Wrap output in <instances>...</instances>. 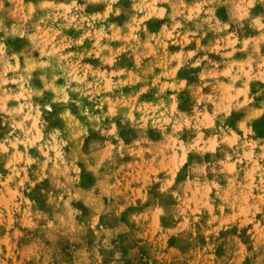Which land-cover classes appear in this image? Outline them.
Instances as JSON below:
<instances>
[{"label":"rangeland","instance_id":"374dc122","mask_svg":"<svg viewBox=\"0 0 264 264\" xmlns=\"http://www.w3.org/2000/svg\"><path fill=\"white\" fill-rule=\"evenodd\" d=\"M68 73L116 115L82 116L100 113L71 89H94ZM137 93L169 109L186 161L143 199L111 188L134 142L164 140L120 107ZM262 198L264 0H0V264H264Z\"/></svg>","mask_w":264,"mask_h":264},{"label":"clouds","instance_id":"9594fccd","mask_svg":"<svg viewBox=\"0 0 264 264\" xmlns=\"http://www.w3.org/2000/svg\"><path fill=\"white\" fill-rule=\"evenodd\" d=\"M63 7V6H61ZM71 8H75L76 4L73 3ZM158 15L162 18L164 16V10L161 9ZM176 27H180L179 24L176 25ZM74 53H68V56H72ZM194 55V53H189V56ZM61 59H66L61 58ZM43 66H50L48 63L47 65ZM65 71H67L65 69ZM68 76L70 77L69 84L66 86L67 88H70L71 83H76L77 85H86L87 89H94L93 91H81V88L77 87L75 89H71L73 92H81V95L87 96L89 98V102L95 103L94 111H97L100 113V115H90L89 110L85 108L81 115L84 117H87L88 121H96L99 123L103 119H106L111 116L116 115V104H113L109 99L102 98V99H96L98 96L96 94V88L92 84H86L85 79L83 77H76L74 73H68ZM112 87H116V85H112ZM165 87H169V85H165ZM66 89H61V91L64 93V102L67 103L70 101V97L68 95V92ZM147 88H144L141 90V93L147 92ZM141 93H137L135 96L119 101V105L121 108L128 109L127 112V119L135 121V115L134 113L139 111L142 113L141 115V121L137 122L140 124L141 128H146L148 125V122L151 121L154 128H156L159 132V134L164 137V140L160 142H152L148 140H139L134 142L135 148L137 149L135 152L138 154H142L141 162L139 163H133L129 170V165L121 166V168L115 172L113 175L118 176L119 179L116 180V183L111 186L113 190H116L118 193H120L123 196H128L129 193H131V196L133 198H140L143 199V196H140V193H143L147 190L149 186H155L158 184H165V181H168L171 179V175L179 174L180 167L183 163H186L183 154L180 152V142L173 138V136H167L165 135V127L169 124L173 123V117L171 114L166 115V113L169 112V109L164 108L163 102L160 103L158 107H151L149 104H137L139 100V96ZM73 103L77 104V107H80L79 101H73ZM107 105V111H105V106ZM161 108H164V111H160ZM68 119L72 122V125L74 128H76L78 131H76L75 135H80L84 132H86V129H83L80 125V122L76 120L75 117L71 115V113H66ZM36 119H39V112L37 113ZM35 127V125H33ZM176 129H179L181 127L179 121L176 122L174 125ZM117 132L116 125H112V132L111 135H115ZM41 139V136L39 133L37 134L35 140ZM119 140V137H117ZM34 141H30V143H35ZM53 140H55V137H53ZM166 141V142H165ZM173 141H175V146L173 145ZM144 145H147L146 147ZM14 146V145H13ZM49 150H53V145H49ZM112 151L113 146H109L108 151H106L103 156L100 159L99 164L97 167L101 166L106 160L110 161L113 165L115 164V160L112 158ZM116 151L119 152V154L122 156L124 152V146L123 141L120 140V147L116 149ZM45 156H47V153H44ZM145 156L150 157L149 159H144ZM18 158V154L17 157ZM56 160H62L60 151H56L55 155ZM49 160L55 164V160L52 158H49ZM49 160L45 161V167L47 166V163ZM33 161H30V163ZM125 168L128 169V171H125ZM23 171V170H21ZM53 175L54 176H66L64 171L57 170L55 167L53 168ZM163 172L164 178L161 179L160 173ZM123 173V175H121ZM15 176L19 177L20 173L15 172ZM9 180H13V177H9ZM27 181V176L25 175L23 178L20 179L18 187H22L24 183ZM58 182V181H57ZM135 185V187H133ZM61 187H64V185H60ZM35 187V185H33ZM107 190V189H106ZM66 193L69 196V200L72 199L71 193L68 192L67 189H65ZM172 196L175 199H179L180 195L179 192H172ZM61 201L64 204V207H68V201H64L63 197H61ZM261 205L264 206V198L261 200ZM59 206V205H58ZM221 211H223V206L220 208ZM71 212H69V223ZM51 226V224L49 225ZM261 242H264V233H261Z\"/></svg>","mask_w":264,"mask_h":264}]
</instances>
